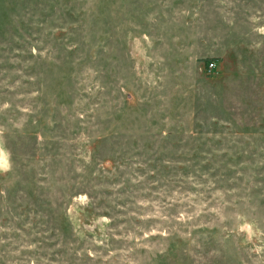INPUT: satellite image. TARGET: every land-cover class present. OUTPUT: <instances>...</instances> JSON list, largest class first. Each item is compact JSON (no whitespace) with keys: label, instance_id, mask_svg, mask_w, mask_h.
<instances>
[{"label":"rangeland","instance_id":"rangeland-1","mask_svg":"<svg viewBox=\"0 0 264 264\" xmlns=\"http://www.w3.org/2000/svg\"><path fill=\"white\" fill-rule=\"evenodd\" d=\"M0 264H264V0H0Z\"/></svg>","mask_w":264,"mask_h":264},{"label":"built area","instance_id":"built-area-1","mask_svg":"<svg viewBox=\"0 0 264 264\" xmlns=\"http://www.w3.org/2000/svg\"><path fill=\"white\" fill-rule=\"evenodd\" d=\"M214 70V63L212 61L207 63V71L212 72Z\"/></svg>","mask_w":264,"mask_h":264}]
</instances>
